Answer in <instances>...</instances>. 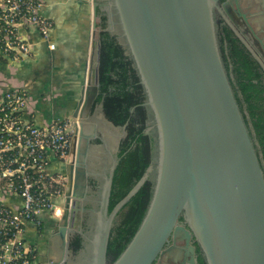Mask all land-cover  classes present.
Listing matches in <instances>:
<instances>
[{"label": "water", "instance_id": "1", "mask_svg": "<svg viewBox=\"0 0 264 264\" xmlns=\"http://www.w3.org/2000/svg\"><path fill=\"white\" fill-rule=\"evenodd\" d=\"M218 1L92 0L88 76L72 115L79 150L76 167L68 166L64 214L52 236L54 243L64 242L67 255L71 234L81 230L78 214L86 211L80 203L87 188L85 172L79 169L83 117L89 116L100 93L101 34L116 35V15L117 38L146 94L150 125L146 134L154 136L155 150L142 179L109 214L118 164L114 160L98 206L90 210L94 225L84 264H107L113 221L148 179L154 183L148 210L112 264H155L168 252L181 254L177 241H185L193 251L192 237L206 264H264V169L224 63L216 22ZM98 11L109 19L105 29ZM125 128L118 138L125 135ZM170 241L174 245L167 248Z\"/></svg>", "mask_w": 264, "mask_h": 264}, {"label": "built area", "instance_id": "2", "mask_svg": "<svg viewBox=\"0 0 264 264\" xmlns=\"http://www.w3.org/2000/svg\"><path fill=\"white\" fill-rule=\"evenodd\" d=\"M43 8L41 0H0V264H42L29 227L40 233L44 213L63 214L67 177L56 167L69 159L74 120L39 124L31 85L15 72L34 55L33 34L56 49Z\"/></svg>", "mask_w": 264, "mask_h": 264}, {"label": "trees", "instance_id": "3", "mask_svg": "<svg viewBox=\"0 0 264 264\" xmlns=\"http://www.w3.org/2000/svg\"><path fill=\"white\" fill-rule=\"evenodd\" d=\"M98 14L102 15L99 11ZM101 19L102 28L105 29L106 17ZM101 42L100 94L97 103L103 104L105 115L114 125L122 127L127 123V134L120 143L113 177L108 208L110 214L151 165L154 138L145 135L146 94L127 49L116 35L108 32L101 34ZM233 54L240 55L234 63L238 88L231 80L230 63L226 56L223 57L224 63L264 169V74L253 57L238 49ZM237 89L241 90V96ZM153 188L154 183L148 179L117 213L108 244L107 264H112L122 254L136 234L148 210ZM40 229L41 234L44 229ZM74 243L76 251L83 248L80 236Z\"/></svg>", "mask_w": 264, "mask_h": 264}, {"label": "flooded vegetation", "instance_id": "4", "mask_svg": "<svg viewBox=\"0 0 264 264\" xmlns=\"http://www.w3.org/2000/svg\"><path fill=\"white\" fill-rule=\"evenodd\" d=\"M224 4H227V6L223 7ZM104 16L106 17L105 22L107 28L109 19L105 13H102L101 18ZM113 20L117 36L120 29L116 15H114ZM216 22L219 43L222 48L221 51H223L222 55L223 57L226 56L227 61L230 63V77L237 88L238 82L235 80L234 63L240 55L233 54L234 51L237 52V49L241 50V53L253 57L264 74V0H219L218 10L216 11ZM240 91V89H237V92L241 96ZM98 97L93 101L89 116L86 117L87 115L84 114L83 117L85 135L80 146L81 158L79 169L85 172L87 188L85 190V196L83 198L80 197L81 206L86 209V211L78 214L79 217L81 216L79 220L81 230L74 229V232L71 234L68 248L69 254L67 255V247L65 248L64 242H56V244L52 241V236L56 232L60 222L54 223L48 229L45 228L40 237L45 247V251L40 256L42 258V264H50L51 262L58 261L60 263L63 260L64 264H84L87 258L84 255L87 252V238H90L94 225L93 213L91 211L98 206L97 202L101 197L104 177L109 175L114 165V160H118L120 143L127 134V123L122 127L114 125L105 115L103 104L100 102L97 103ZM110 123L115 127L110 125ZM123 127H126L125 135L118 138L119 136H115L112 129L120 130L121 135H123ZM146 127L145 135H149L146 134V130L150 127L148 110ZM74 137L71 141L68 161L58 166L59 170L66 177L69 172L68 166L74 165L76 167L74 160L77 158L76 155L79 146L78 137L76 140ZM152 137L154 138V136ZM114 138L117 139V143H115L116 140ZM68 183L69 180L67 177V185ZM81 193L82 191L80 190L79 194ZM63 214L61 218H63ZM78 236L82 238L83 248L76 251L74 242ZM173 245L174 241H170L167 248ZM176 246L183 248L181 254L176 251L168 252L159 258L155 264H205L204 255L194 237L189 242V246L193 248V251L186 246L185 241H177ZM192 259L194 262H192Z\"/></svg>", "mask_w": 264, "mask_h": 264}, {"label": "crops", "instance_id": "5", "mask_svg": "<svg viewBox=\"0 0 264 264\" xmlns=\"http://www.w3.org/2000/svg\"><path fill=\"white\" fill-rule=\"evenodd\" d=\"M41 1L43 15L53 22L51 41L56 49L49 50L40 42L39 35L33 34L34 55L15 72L20 82L30 83L37 121L45 124L71 118L77 108L88 76L94 15L92 0ZM42 218L47 229L59 222L48 213ZM40 237L36 228L30 226L27 239L39 248V260L43 263L40 256L45 247Z\"/></svg>", "mask_w": 264, "mask_h": 264}, {"label": "rangeland", "instance_id": "6", "mask_svg": "<svg viewBox=\"0 0 264 264\" xmlns=\"http://www.w3.org/2000/svg\"><path fill=\"white\" fill-rule=\"evenodd\" d=\"M112 131H113V133H114L115 136H120V135H121L120 130L112 129ZM114 139L116 140L115 143H117V139H116V138H114ZM60 218H61V217H60ZM60 218H59L58 220H60Z\"/></svg>", "mask_w": 264, "mask_h": 264}]
</instances>
